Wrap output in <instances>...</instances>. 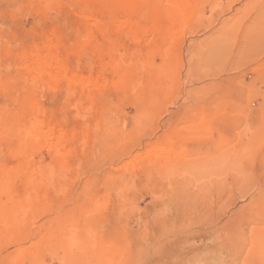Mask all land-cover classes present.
Instances as JSON below:
<instances>
[{"label":"rangeland","instance_id":"obj_1","mask_svg":"<svg viewBox=\"0 0 264 264\" xmlns=\"http://www.w3.org/2000/svg\"><path fill=\"white\" fill-rule=\"evenodd\" d=\"M30 107L68 140L38 195ZM6 179L0 264H264V0H0Z\"/></svg>","mask_w":264,"mask_h":264},{"label":"bare ground","instance_id":"obj_2","mask_svg":"<svg viewBox=\"0 0 264 264\" xmlns=\"http://www.w3.org/2000/svg\"><path fill=\"white\" fill-rule=\"evenodd\" d=\"M180 16V15H179ZM173 18V17H172ZM114 19V18H113ZM116 19V18H115ZM124 24V23H123ZM123 26V25H122ZM131 26V25H130ZM133 27H136V26H133ZM132 27V28H133ZM135 29V28H134ZM140 30V29H139ZM135 31V30H134ZM137 32V31H136ZM142 35V34H141ZM53 37H54V35H53ZM81 37V36H80ZM89 37V36H88ZM81 39V38H80ZM137 40V39H136ZM135 41V40H134ZM49 43V42H48ZM51 43V42H50ZM81 43V42H80ZM50 45V44H49ZM47 46V45H46ZM45 47V46H44ZM111 53V52H110ZM31 54H34V53H32V52H30L29 51V55H28V58H27V64H26V69H27V71H30V72H32V71H34V70H36V67L38 66V64L40 63V61L41 62H43L42 61V58L44 59V57L42 56H36L35 54H37V53H35L34 55H31ZM42 55V54H41ZM113 55V54H112ZM52 56V55H51ZM50 56V59L48 58V60H50L51 62L49 63L50 64V68H52V70H53V68L54 67H52L54 64V59H55V57L53 58V56L51 57ZM111 56V55H110ZM26 57V56H25ZM57 59V58H56ZM111 59V58H110ZM58 60V59H57ZM114 60V59H113ZM45 61H46V58H45ZM89 61V60H88ZM107 61H108V59H107ZM56 63H58L57 61H55ZM109 62V61H108ZM113 62V61H112ZM111 62V63H112ZM47 64H48V62H46ZM55 63V64H56ZM115 63H116V60H115ZM41 64V63H40ZM57 65V64H56ZM113 65V64H112ZM116 65H117V63H116ZM116 65H115V67H116ZM55 66V65H54ZM48 67V66H47ZM114 67V68H115ZM119 67V66H118ZM90 68V67H89ZM113 67H111V69H114ZM119 69H121L120 67H119ZM37 70H40V69H37ZM50 70V69H49ZM48 70V71H49ZM51 70V71H52ZM101 70V69H100ZM115 70H116V68H115ZM124 70V69H123ZM123 70H122V72H123ZM120 71V70H119ZM118 71V72H119ZM36 72V71H35ZM40 72V71H39ZM54 72V71H53ZM54 78V77H53ZM92 78V77H91ZM94 78H95V76H94ZM59 79V78H58ZM74 79L76 80V79H78V78H76L75 76H73L72 75V77L70 78V79H68V82L70 83V82H72V81H74ZM70 80V81H69ZM95 80V79H94ZM79 81H80V83L82 84V81L83 82H88V80H84V79H82V78H79ZM79 81H77V82H79ZM75 82V81H74ZM91 82H93V81H91ZM110 82V81H109ZM79 83V84H80ZM94 84H95V81L93 82ZM93 83H92V85L91 86H95V85H93ZM74 84V83H73ZM84 84H87V83H84ZM83 84V85H84ZM72 86H74V85H72ZM85 86V85H84ZM86 86H88V85H86ZM68 87H70L69 85H68ZM80 87V86H79ZM84 88H86V87H84ZM90 88V87H89ZM80 89H81V87H80ZM72 90V89H71ZM89 91V90H88ZM87 92V91H86ZM73 94V93H72ZM85 97V96H84ZM85 98H87V97H85ZM87 100V99H86ZM87 106V105H86ZM76 108V107H75ZM30 109L32 110L31 112V117H30V121H28L27 123H25L24 125H20L19 124V120H18V122H17V124H18V128H17V126L15 125V127L14 126H12V130L13 131H16V130H19L21 127H19V126H23L24 127V129H25V131H23V132H25V134L23 135V136H21V134L19 135V133H18V131L16 132V134H17V136H19V141H20V143L16 146V148H14V150L11 152V156L16 160L15 161V163L17 162V161H19V163H20V165L18 166V167H16L15 169H13V170H10L11 172H12V177L13 178H17L18 179V177L20 176V177H23V178H25V177H27L28 176V180L29 181H26L27 183L26 184H24V182L22 183L23 184V187L26 185V187H28L27 189H30V190H34V192L36 193V195H38L40 192L37 190V186H39V184H37V181H38V179L40 180V179H44V178H48V177H51L53 174H51V172L54 170H49V169H51V168H55V166H57V162L58 161H56V157H59V152H60V150H62L63 151V149L65 150V142L66 141H68V140H65V142H64V137L62 136V135H59L58 137H55V135H54V130H51V128H49V124H44L45 122H43L41 119L42 118H40L39 119V116L41 117L42 115H40L41 113V111L39 112L38 111V109L37 108H34V107H30ZM73 109V108H72ZM75 111V110H74ZM81 112H83V111H81ZM80 112V113H81ZM86 113V112H85ZM86 116V115H85ZM28 118H29V116H28ZM38 119H39V121H38ZM40 120H41V122L43 123H41L40 122ZM12 122V121H11ZM33 122H35V124L33 125ZM94 122V121H93ZM22 123V122H21ZM11 124H13V122L11 123ZM95 124V123H94ZM45 125H48V132H45V133H43L42 131H41V128H43ZM8 126H10V125H8ZM13 127L15 128V130L13 129ZM8 128V127H7ZM6 128V129H7ZM44 129V128H43ZM53 129H54V126H53ZM10 130V128L8 129V131ZM198 131L200 130V129H197ZM4 131V130H3ZM7 131V130H6ZM11 132V131H10ZM20 132V131H19ZM21 132H22V129H21ZM6 133H8V132H6ZM5 132H4V134L5 135H8V134H6ZM3 134V133H2ZM3 134V135H4ZM12 134V133H11ZM16 134H15V132H14V136H16ZM41 139H44L45 141H46V146H47V148H49L52 152H50V153H48V154H50V156H48L47 155V159H45V160H42L43 161V163H42V165H40V164H38V162L36 163L35 161H33V159H29V155L31 154V151H33V150H39V148H42V147H40V145L38 146V147H36V148H34L33 146H31V144L30 143H32V142H34V143H38ZM18 142V141H17ZM17 144V143H16ZM41 144V143H40ZM66 144H68V143H66ZM33 145V144H32ZM36 145V144H35ZM155 147V146H154ZM34 148V149H33ZM56 149V150H55ZM158 149V148H157ZM42 150H43V148H42ZM41 150V151H42ZM160 150V149H159ZM49 151V150H48ZM166 151V150H165ZM34 152H36V151H34ZM39 152H40V150H39ZM46 152V151H45ZM38 153V152H37ZM52 153V154H51ZM162 153V152H161ZM32 154H33V152H32ZM36 154V153H35ZM40 154V153H39ZM42 154H44V152H42ZM178 154V153H177ZM62 155V157H60V159L61 158H63L64 156H63V154H61ZM60 155V156H61ZM66 156V155H65ZM12 158V159H13ZM31 158V157H30ZM46 158V157H45ZM175 158V157H174ZM64 160V159H63ZM172 161V160H171ZM35 162V163H34ZM54 163V162H56L55 164H54V167H53V165H52V163ZM17 164V163H16ZM49 164H51L52 165V167L49 165ZM17 166V165H16ZM50 167V168H49ZM51 171V172H50ZM55 171V170H54ZM23 172V173H22ZM24 173L27 175V176H25L24 175ZM53 173V172H52ZM23 174V175H22ZM60 174H61V172H60ZM58 175H59V173H58ZM25 176V177H24ZM59 178V176L57 177V179ZM9 179V178H8ZM8 179H6L7 180V182L5 183V181L6 180H4V181H2V182H0V195H3V193H8V194H10L12 191L14 192V190H13V188H15V187H13L14 185H12L11 183H10V181L12 180V179H10V181H8ZM36 179H37V181H36ZM54 179V178H53ZM14 180V179H13ZM31 180H35V181H33V182H31ZM49 180H50V178H49ZM19 181V180H18ZM3 182H4V184H3ZM22 182V181H21ZM40 184H41V181L39 182ZM26 187H24V188H26ZM24 188H20L21 190L23 189L24 190ZM39 190H41V188L39 189ZM38 193V194H37ZM11 195H12V193H11ZM4 196H7V194L6 195H4ZM15 196V195H14ZM1 197V196H0ZM39 197V196H38ZM7 198V197H6ZM9 199V197L7 198V200ZM40 199V198H39ZM0 200H2V199H0ZM34 200V199H33ZM11 201H12V199H11ZM11 201H7V202H5L4 204H2V201H1V203H0V223H7V222H9V220H11V218L14 216V214H15V212H16V210H17V205H15L14 203V200L11 202ZM31 201V200H30Z\"/></svg>","mask_w":264,"mask_h":264}]
</instances>
